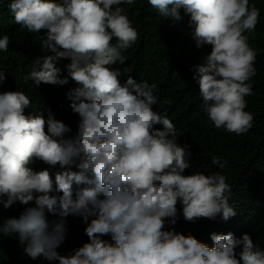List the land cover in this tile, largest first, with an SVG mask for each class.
<instances>
[{"label":"clouds","instance_id":"obj_1","mask_svg":"<svg viewBox=\"0 0 264 264\" xmlns=\"http://www.w3.org/2000/svg\"><path fill=\"white\" fill-rule=\"evenodd\" d=\"M136 0H11L15 24L29 33L46 32L40 55L23 77L39 88L75 87L67 93L79 117L78 131L50 108H33L23 91L0 92V206L19 204L18 217L0 221V236L18 234L23 253L49 264H264V248L250 234L213 232V246L176 231L181 218L196 223L237 215L233 189L221 172L186 175L188 145L167 114L153 110L156 84L128 76L125 53L139 39L121 5ZM172 24L188 16L197 49L211 46L193 79L203 111L216 129L237 136L253 127L246 97L254 95L257 52L250 46L261 10L250 0H148ZM115 40V42H113ZM11 38H0L8 51ZM65 65L67 75L56 65ZM119 66V67H117ZM6 82L0 70V87ZM32 108L26 115V109ZM161 125L162 128H157ZM39 161L47 168L34 170ZM224 169L227 160L213 156ZM57 165L63 171L50 173ZM73 166L76 170H72ZM49 215L57 217L51 223ZM85 225L87 242L66 255L68 218ZM105 237H108L106 239Z\"/></svg>","mask_w":264,"mask_h":264},{"label":"trees","instance_id":"obj_2","mask_svg":"<svg viewBox=\"0 0 264 264\" xmlns=\"http://www.w3.org/2000/svg\"><path fill=\"white\" fill-rule=\"evenodd\" d=\"M10 2L0 0V38L4 35L11 38L8 51H0V70L6 75V82L0 87V92L16 89L25 92L31 98L34 109L39 110L41 104V110L50 108L56 119L71 128L68 137H74L78 131L79 117L72 112L67 93L75 84L70 81L66 86L42 84L37 88L31 80L24 82L23 77L32 71L33 61L40 55L50 53L41 49L40 42L46 37V32L32 34L15 24L8 10ZM250 3L261 10L254 38L249 40L250 46L257 52V75L252 78L254 95L246 97L248 104L245 110L254 114V122L252 129L241 136L216 129L203 111L199 85L193 79L196 75L194 66L203 63L211 46L196 48L191 38L192 30L188 26L189 17L184 15L183 10V21L172 24L160 18L148 0H136L131 6L121 5L139 32L138 41L125 53L128 59L122 67L127 71L121 77V83L132 76L138 83L147 81L156 84L154 95L159 97L160 102L153 106V110L161 115L167 114L182 134L178 144L188 145L191 152L189 160L192 167L186 170V175L196 171L206 175L219 171L227 176V183L232 186L230 204L235 205L237 211L234 218L228 222L219 217L216 221L201 219L193 224L185 222L181 215L174 226L176 231L185 235L191 233L209 247L213 246L210 240L213 232H232L236 238H241L245 233L250 234L254 242L264 248V0H250ZM69 63V60L57 63L56 66L62 70V77L67 75L65 65ZM32 111V108L26 109L25 114H31ZM156 127L162 128L161 125ZM213 156L222 161L227 160V166L220 169L212 165ZM30 166L37 171L48 167L39 161H34ZM63 170L59 165L49 169L53 178L56 172ZM72 170H76L74 166ZM22 211L23 207L19 204L8 210L0 206V221L18 217ZM55 219L57 217H48L50 223ZM84 227L79 218H68L66 242L58 249L61 255L87 242L83 234ZM17 236H0V264H49L42 258L32 260L27 257Z\"/></svg>","mask_w":264,"mask_h":264}]
</instances>
